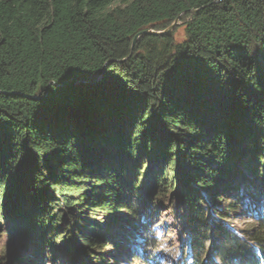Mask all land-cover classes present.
I'll return each mask as SVG.
<instances>
[{
    "label": "trees",
    "instance_id": "trees-1",
    "mask_svg": "<svg viewBox=\"0 0 264 264\" xmlns=\"http://www.w3.org/2000/svg\"><path fill=\"white\" fill-rule=\"evenodd\" d=\"M175 21L182 41L133 44ZM261 140L264 0H0V227L35 236L32 261L60 217L125 212L114 219L122 235L114 221L107 231L118 257L131 249L132 261L158 264V229L140 230L138 247L132 230L145 218L136 171L151 156L157 185L179 187L187 264H264V218L241 231L223 223L238 205L258 215L247 199L259 203L264 184L242 176L254 178L247 155ZM87 229L75 228L79 246L107 244ZM24 257L8 249L5 264Z\"/></svg>",
    "mask_w": 264,
    "mask_h": 264
},
{
    "label": "rangeland",
    "instance_id": "rangeland-1",
    "mask_svg": "<svg viewBox=\"0 0 264 264\" xmlns=\"http://www.w3.org/2000/svg\"><path fill=\"white\" fill-rule=\"evenodd\" d=\"M170 32L173 33L174 38L177 41H182L184 39V26L181 22H177L176 26ZM259 149L260 150L253 153L250 152L251 154L247 155V161L250 160L254 162V165H252L254 168L249 171H251L255 176H253L254 178H251L250 175H246V172L243 173L244 175L242 176V181L247 182L245 187H248V182H251L254 179L255 181L259 182L262 181L261 183L264 184V163H261L259 156V154L264 151V140L260 141ZM160 164L161 163L158 159H152L151 156H143L142 160H140V169L136 171V182L141 181L140 183L142 184L140 187H138L139 191L137 193L138 198L136 202L137 207L139 208L140 206L138 212L141 214V216L144 215L145 218L142 217V220L139 222L136 221V223H140L139 225L137 224L138 226H132L133 233L137 232L134 236L133 243L137 242L136 236L139 234L140 230L146 229L147 227H151L152 231L154 229H158V233L155 237L160 243V253L156 258L158 264H187L188 257L186 255L187 252L185 251L187 250L188 236L185 229V212L181 204V194L176 182L172 185L171 189H162L159 187V185H157L155 179L157 177L156 175L159 167L161 168ZM132 165L134 167L135 162H133ZM172 169L173 166L168 165L166 166L165 170L163 168L162 173H166V182L170 180L173 174L171 171ZM160 190L162 192H159ZM261 191H263L262 195L264 196V190ZM243 194L244 191L242 188V199L240 197L242 201L244 199ZM247 200L251 208H258L256 209L258 210V215H255L253 210L252 213H247L238 205L240 210H237V212L232 215L229 213L230 215L228 216V219H226L223 223H231L229 224V227H234L241 231L253 227L254 223L258 219V216L264 218V197L262 198L261 196L259 203L257 202L256 198L253 200L249 198ZM220 205L223 209H225L224 203L221 202ZM207 207L214 215L215 208H210L208 204ZM150 212L151 214L149 215ZM57 213L56 215L59 216L60 212ZM81 217L82 219L79 218V220H75L77 224L69 222L65 218L60 217L61 221L56 222V225H53V227L44 228V232L41 235L40 240H46L48 242L51 241V243H45L47 245L45 248H43L41 254L37 252V254H39V258L41 259L40 261L37 260V263L36 261L34 262L31 260L32 255L29 252L31 250L28 248L29 246H38L39 241L33 238L35 237L34 235L33 237H27L29 238L28 240H22L19 236H14L12 232H6L5 227H0V264H5L9 261L6 260V253L8 249L12 250V252H17L22 256H25L23 264H26L27 262H30L29 264H127L129 261L131 264H140L141 260L132 261L133 258L131 257V249L130 252L127 251V254L124 255L126 261L120 259L118 257V251L116 250V247L119 246H113L115 243L113 240L115 236L110 237L111 235H107V231L110 230V226H113V224H111L113 222L111 221L115 222L117 220L114 219L117 218L127 219L128 213L122 212L119 213V215L116 214L114 217L112 216L113 218L105 216V214L101 212L95 213V216H89L88 213H86L81 215ZM115 223H118V225L122 226V230L117 232L118 235H122V231H124L126 227L125 222L119 220ZM84 225L86 228H88L87 230H90L92 233L102 237L101 240L98 239L100 242L107 244L103 247L98 245V247L82 248L79 246L75 228ZM74 226L75 228H73ZM102 226H107L109 229H101ZM116 229L117 228L114 230ZM56 233H59L62 236V239L55 243L54 236H58ZM160 236H162V238H160ZM50 244H52L55 248H53V246H48ZM136 244L138 247V243ZM125 249H127V246L123 248L124 253L126 251Z\"/></svg>",
    "mask_w": 264,
    "mask_h": 264
},
{
    "label": "water",
    "instance_id": "water-1",
    "mask_svg": "<svg viewBox=\"0 0 264 264\" xmlns=\"http://www.w3.org/2000/svg\"><path fill=\"white\" fill-rule=\"evenodd\" d=\"M177 24V21H175L167 30L163 31V32H153L150 30H146V31H142L141 33H139L133 40V44L135 43V41L142 35H160V34H166L169 33ZM101 79V77L99 78Z\"/></svg>",
    "mask_w": 264,
    "mask_h": 264
}]
</instances>
